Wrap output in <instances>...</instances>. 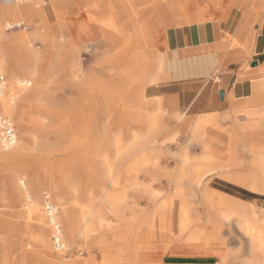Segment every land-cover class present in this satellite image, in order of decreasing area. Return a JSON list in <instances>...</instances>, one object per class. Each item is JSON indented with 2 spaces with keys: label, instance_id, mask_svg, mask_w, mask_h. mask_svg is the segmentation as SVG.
<instances>
[{
  "label": "rangeland",
  "instance_id": "374dc122",
  "mask_svg": "<svg viewBox=\"0 0 264 264\" xmlns=\"http://www.w3.org/2000/svg\"><path fill=\"white\" fill-rule=\"evenodd\" d=\"M260 1L62 0L56 9L46 0L42 17L35 14L6 21L7 34L13 37L33 27L7 29V24L24 21L36 26L41 19L46 39L22 45L43 55L35 80L21 75L32 81L31 86L24 87L25 95L39 99L31 105L26 129L16 117H10L18 140L12 148L0 150V223L5 225L6 234V239L0 234V257L14 250L13 256L27 253V264H57L58 259H65L67 264H111L103 251L110 246L113 255L124 253L125 242L117 235L128 225L141 224L145 232L136 243L144 242L150 232L156 233L150 242L154 247L145 256L152 264H158L159 259L166 264L251 263L246 238L233 222L236 217L224 219L223 210L230 207L220 206L214 199L207 205L198 189L193 195L187 180L179 185L182 194L176 203L182 213L195 220V226L210 219L226 243L225 249L203 251L202 244L182 240L188 235L181 238L177 231L164 232V217L156 214L176 207L169 199L175 196L177 172L186 169L184 159L194 165L199 162L207 152L206 139L213 141L217 152L210 154L222 162L221 166L231 161L239 165L219 166L204 178L199 189L219 186V178L228 180L231 174L242 171L245 175L258 169L253 161L264 155V147L252 141L264 131V76L257 83L262 88L260 93L231 97L226 102L217 98L215 105L198 115L186 108L173 110L171 101L155 94L162 90L158 86L165 82L161 74L166 60L177 48V37L187 24L188 16L174 13L176 4L188 10L200 2L207 10L218 12L219 19L224 16L225 22H236L235 32L229 36L234 45H243L250 52L264 18V4L257 8ZM150 9L155 24L147 30L145 15ZM100 13L102 18H98ZM189 17L209 20L212 14L197 11ZM240 27L242 35L237 42ZM164 44L168 54L162 50ZM251 67L248 61L243 66ZM214 78L218 80V75ZM17 85L19 88L20 81ZM21 99L14 98L15 104ZM153 117L155 124L151 125ZM198 123L201 129H195ZM230 134L233 154L228 151ZM116 144L121 157L114 160ZM130 163L132 173L126 174ZM115 176L126 189L112 202L106 194L113 191L111 179ZM261 193L253 203H237L253 207L261 216ZM47 198L57 205L62 199L67 207V219L60 224L67 246L64 250L54 246L53 226L44 208ZM31 204H40L44 222L29 218ZM43 234L47 244L41 253L37 242ZM98 241L104 243L103 249ZM166 245H170L167 250ZM180 246L189 251L176 250ZM182 257L186 262L173 261ZM242 259L248 261L243 263Z\"/></svg>",
  "mask_w": 264,
  "mask_h": 264
},
{
  "label": "bare ground",
  "instance_id": "6f19581e",
  "mask_svg": "<svg viewBox=\"0 0 264 264\" xmlns=\"http://www.w3.org/2000/svg\"><path fill=\"white\" fill-rule=\"evenodd\" d=\"M95 1L97 2V0ZM50 2L52 6L57 9L59 6H61L62 0H50ZM46 4H47L46 0H28L27 2H22V3L16 1H11L9 3H2L0 0V75H6L8 80L6 92L0 95V112L7 115L8 117L11 116L16 117L17 121L20 123L21 126L24 127V129H26L30 124L26 120L32 114L31 105L36 99H39V97L37 95L30 97L26 96L25 95L26 89H24V87L21 86L18 88L17 82L18 81L21 82L22 80L21 75L28 76L30 79H34V80L36 79L38 64L39 61L42 59L43 55H41L40 51L37 50L36 51L26 50L23 48L22 45L23 44L26 45L25 43L32 44V42L37 38L46 39L45 37L46 30L43 26L40 25V21H42L40 19L38 20V22H36V26H34V24L33 25L31 24V27H33L31 31L27 33L21 32L18 35L12 37L7 34V31L5 29V22L10 19H14L18 17H25V16L34 17L35 14H38L40 17H42L43 14L45 13ZM197 4L198 5L196 6V8L191 7L188 10L183 6H181V4H176V6L172 9L175 14L188 16L186 17L187 18L186 23H193V22L207 20L205 18L189 17L191 13H196L197 11L211 12L212 18L210 19L219 17L218 12H214L209 9L207 10L202 4H200V2H197ZM151 14H152L151 9L149 11L147 10L145 15V22L147 23L145 28L147 30L153 24H155L154 17H152ZM103 15L104 14H102L101 16L100 13L98 18H102ZM223 17H221L220 20L225 22V19ZM118 20L121 22L120 18H118ZM17 23H21V22H17ZM8 26L9 24H7V27ZM200 34L202 33L200 32ZM241 35H242V28L240 27L239 33L237 35V40H236L237 42L239 41ZM245 44L247 45V43ZM58 49L61 51L60 48ZM38 88L39 87L37 85V90ZM37 93H39V90L36 92V94ZM11 96L13 97L9 98ZM18 97L19 98L22 97V99L21 102L16 105L14 98H18ZM152 119L153 122L151 123V125L155 124L156 118L153 117ZM35 123L37 124V126L40 125L38 120H36ZM199 128H200V124L198 123L195 126V129H199ZM36 143L39 146V143L38 142ZM131 147L132 146H130V148ZM115 149H116V155L114 160L121 157V148L116 144ZM233 149L235 148L233 147V139L231 135V142L228 146V151L233 154ZM198 161L199 162L196 163V165H194L193 162L189 161L188 159L183 160V164L184 166H186V169L183 167L180 168L179 171L177 172L175 196L169 199L171 204L175 205L176 207H174L171 211L168 212L164 211L163 213L161 212V210H158L156 215L164 217V221H165L163 226L164 232L177 231L181 238H184L186 235H188L185 239L182 240H184L185 242H191V243L196 242L202 244L203 251H208V250L223 251L226 247V243L219 236L218 229L215 228L213 222H211V220L208 219L206 223H204L202 226L201 225L195 226V220L188 218L187 213L186 214L184 212L182 213L181 205L176 203V199L182 194L180 190L181 187L179 185H181V182L183 180L188 181L191 187V192L193 193L194 196L197 193V189L198 192L200 191L201 196L203 197L207 205H209L211 200L213 199L217 200L216 199L217 196L210 188H204V189H199V188H201V184L204 178L208 174L214 173L216 168L221 166L222 162L217 157L211 155L208 152L202 153ZM253 162L256 163V167L258 169L255 170L254 168L252 170H248L245 172L246 173L245 175H242L244 173L242 171L240 173L239 172L234 173L227 176V179L229 181L251 187L256 191L264 193V155L260 156L259 159H254ZM231 165H234L235 167L239 165V163L237 161H231L230 163L227 162V165L221 166V168H227ZM132 169H133L132 164L130 163V165L126 167L125 173L131 174ZM111 182L114 188L112 192L106 194V197L108 200L113 202L122 196L123 191H125L126 189V186L122 184L123 182L119 176L113 177L111 179ZM44 208L46 212V219L48 223L53 226V231H54L53 237L58 236L59 239H62L63 233L60 224L62 223L63 219H67V207L65 202L61 199L59 201V204L57 205L56 203L54 204L53 200L47 198L45 199ZM262 212H263L262 215L258 216L257 214L259 213H255V211H253V207L251 209H248V207L244 206L241 203H236L234 206L223 210L224 219L229 216L236 217V219L233 220V222L236 221V227L240 231H242L243 237L246 238L247 250L251 257L249 259V262L251 260V263L249 264H264V209H262ZM27 213L29 218H32L40 223L45 221V217H44L45 215L42 211V208L40 207V204L29 205L27 209ZM70 228L71 230L74 229L73 224L70 226ZM144 232H145L144 227L141 224H136V225L134 224L133 226L128 225V227L123 232H120L117 235L119 239H123L125 242V246H126L125 252L124 253L118 252L113 255L112 254L113 249L110 248L109 246L103 251V255L106 261H108L111 264H152L149 262V260H147V258H145V256L150 254V251L154 247L153 243L150 244V242L151 239L155 237L156 233L150 232L151 234L149 233L147 236H145L146 239L144 242L140 244L136 243V239L139 236H143ZM0 234L2 239H6L5 225H2L1 223H0ZM37 243L40 247L39 252L44 253L46 251V244H47L45 234L40 235L38 237ZM63 243H64V249H66L67 248L66 243L64 241ZM102 244L104 243L101 241L97 242V245H100L101 248L103 249L104 247L102 246ZM54 246L55 248H57L55 241H54ZM169 246L170 245H166V250L169 248ZM176 250L185 251V252L189 251V249L185 246L177 247ZM13 251L11 252L10 250L9 253H6L4 256H1L0 264L28 263L29 258L25 251H22L21 253H18L15 256H13ZM246 261L248 260L242 259L243 263H245ZM64 263L67 264L65 259L64 260L58 259L57 264H64ZM158 264H166V263H164L161 259H159ZM167 264H195V263H167Z\"/></svg>",
  "mask_w": 264,
  "mask_h": 264
},
{
  "label": "crops",
  "instance_id": "0c3cea01",
  "mask_svg": "<svg viewBox=\"0 0 264 264\" xmlns=\"http://www.w3.org/2000/svg\"><path fill=\"white\" fill-rule=\"evenodd\" d=\"M261 4H264L263 0L257 8H262ZM236 27V22H223L219 18L185 24L177 37V48L166 60L161 74L165 82L158 86L162 90L155 97L171 101L173 110L186 108L198 115L215 105L217 98L226 102L231 97L248 98L254 91L260 93L262 88L257 83L264 76V18L259 28L255 27L250 52L243 45L233 44L229 34H233ZM161 47L168 54L165 44ZM247 61L251 63V69L243 68ZM216 75L218 80L214 78ZM252 143L264 147V131L254 137ZM206 148L208 153L217 152L210 139H206ZM210 189L220 206L227 207L237 202L253 203L260 194L224 178H219V186Z\"/></svg>",
  "mask_w": 264,
  "mask_h": 264
},
{
  "label": "built area",
  "instance_id": "2783aa9c",
  "mask_svg": "<svg viewBox=\"0 0 264 264\" xmlns=\"http://www.w3.org/2000/svg\"><path fill=\"white\" fill-rule=\"evenodd\" d=\"M11 1L22 3L27 2L28 0H1L2 3H9ZM16 27H23L29 29L31 28V24H27L24 21H22L21 23H11L9 24L7 29H13ZM31 85L32 81L27 78L22 79L20 82L21 87H29ZM6 88L7 79L5 75H0V95L6 92ZM17 140L18 132L15 123L10 117L0 112V150L5 151L12 148L16 144ZM54 241L58 250H64V243L62 239H59L58 236H55Z\"/></svg>",
  "mask_w": 264,
  "mask_h": 264
},
{
  "label": "trees",
  "instance_id": "16d2710c",
  "mask_svg": "<svg viewBox=\"0 0 264 264\" xmlns=\"http://www.w3.org/2000/svg\"><path fill=\"white\" fill-rule=\"evenodd\" d=\"M179 259V260H178ZM175 262H181V261H185L183 258H174L173 259Z\"/></svg>",
  "mask_w": 264,
  "mask_h": 264
},
{
  "label": "water",
  "instance_id": "95a60500",
  "mask_svg": "<svg viewBox=\"0 0 264 264\" xmlns=\"http://www.w3.org/2000/svg\"><path fill=\"white\" fill-rule=\"evenodd\" d=\"M221 96H222V98H223V91H221Z\"/></svg>",
  "mask_w": 264,
  "mask_h": 264
}]
</instances>
